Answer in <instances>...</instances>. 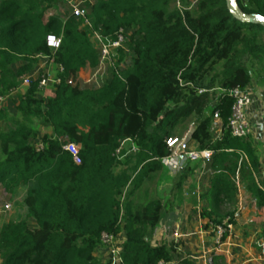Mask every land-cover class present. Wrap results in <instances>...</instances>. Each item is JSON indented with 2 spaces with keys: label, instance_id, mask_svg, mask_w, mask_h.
I'll return each instance as SVG.
<instances>
[{
  "label": "trees",
  "instance_id": "trees-1",
  "mask_svg": "<svg viewBox=\"0 0 264 264\" xmlns=\"http://www.w3.org/2000/svg\"><path fill=\"white\" fill-rule=\"evenodd\" d=\"M54 1L0 0V98L36 69L41 56L63 68L53 96L38 97L40 75L20 97L16 126H0V184L11 193L26 186L28 210L25 219L1 224V264H113L95 252L103 234L123 231L120 264L173 261L180 243L152 241L173 202L136 198L155 173H170L160 160L171 152L166 139L184 133L180 126L188 120L198 148L213 151L205 167L209 187L200 195L202 218L214 227L227 218L234 222L240 187L264 209L261 152L253 139L228 129L235 102L230 92L252 83L250 64H258L257 83L264 85L262 25L236 19L226 0H197L193 9H179L175 0H98L85 9L104 38L135 30L126 43L132 64L120 72L111 67L112 78L101 87L81 88L99 67L100 53L83 19L47 16ZM237 1L245 13L264 16V0ZM49 37L61 38L56 50ZM221 62L220 77L206 89L205 79ZM218 77L220 92H212ZM33 120L51 131L40 134L29 125ZM126 139L139 149L121 163L116 152ZM68 143L80 146L78 160L64 150ZM198 168L183 169L173 190L182 194ZM29 218L36 227H29ZM261 237L264 243V226Z\"/></svg>",
  "mask_w": 264,
  "mask_h": 264
},
{
  "label": "rangeland",
  "instance_id": "rangeland-1",
  "mask_svg": "<svg viewBox=\"0 0 264 264\" xmlns=\"http://www.w3.org/2000/svg\"><path fill=\"white\" fill-rule=\"evenodd\" d=\"M98 0H55L53 2L52 8L47 12V16L50 15H63L64 17H68L72 13V6L73 5H80L81 7H84L86 9H90V5L95 3ZM197 0H181V8L182 9H193L195 7ZM245 1V0H242ZM55 4V5H54ZM174 5L177 6V2L175 0ZM135 30H129V35H131ZM131 57L132 52L128 48V45H125V49L121 50L117 57L115 58L116 64H124L128 66L131 63ZM44 61V60H43ZM42 61L43 68L39 72L40 75H44L45 69L51 67V72L54 76L58 75V69L56 66L50 65V63H47L45 60ZM109 62L106 61V64H104L105 68L107 67V64ZM247 63V62H246ZM249 64V63H248ZM123 65V66H124ZM101 66V65H100ZM110 70L112 65H108ZM14 67H17V64L14 65ZM46 67V68H45ZM250 68L253 73V81H257L258 77V64H254L252 66L250 64ZM104 70V69H103ZM105 71V70H104ZM223 71V62L219 63L215 66L214 70L211 72V74L205 79L204 86L206 89L210 87V85L213 83V77L219 76ZM104 73L103 71L99 72V75H102ZM109 74V75H108ZM111 77L110 71L108 70L107 74H105L103 77ZM101 77V76H100ZM220 77V76H219ZM219 77L214 81V89L212 92L218 93L220 92L219 88ZM52 84V83H51ZM20 99H1L0 100V112L2 113V118L0 119V126L3 130H7L10 127H15L17 124V120H20V116L17 110V105L19 103ZM260 109L264 112V99L260 102ZM260 113V112H259ZM32 127L35 129H38L40 134H44L45 132H50L51 129L48 127H44L40 124V121L33 120V122L29 123ZM181 128H185L186 130L182 134H176V136H184L192 130L194 127V124L192 120H188L183 125L180 126ZM251 139H253L256 146L259 148L261 152L262 159L264 161V114L260 113V116L255 120L254 125V135L251 136ZM33 143L35 146H37L40 142L38 139H34ZM132 143L126 142V144L123 147V150L119 154V158L121 163L125 162L128 159V156L132 153L130 151ZM193 167H198L197 164H194ZM120 167L118 168V170ZM199 171L196 170L190 177H188L190 184L185 187L183 193H185L186 199L194 197L195 199L190 201H195L198 203V206L202 207L204 204L201 200L198 201V197L196 195H191L190 192L195 191L196 188L199 186L200 192L203 193L207 186L208 181V175L199 173ZM170 177L168 175L163 176L162 173H155L153 178L151 180H147L143 188L141 190V194L138 195V198L136 200L140 202H144L145 199L143 197L145 196V192L147 195L152 194L154 198H161L164 200V198L169 197V201H172L176 195H181L179 190H173V184L176 180L180 179L179 173L176 175L175 173H169ZM188 182V183H189ZM186 188V189H185ZM241 191H239V199L241 204H239V208L237 207V210L234 212V222H231L232 228H230L229 232H227V235L222 238V241L220 244H217L216 240V233L214 226L212 224H209L210 228L209 233L211 234L212 239V246L209 248L211 249L208 251V255L206 257V264H244L246 260H248L245 264H264V255L262 252V237H261V230L264 226V214L263 212L259 211L261 209L257 210L251 201L250 198H248V194L246 195V192L243 191L244 189L242 187ZM6 191V190H5ZM7 194H11V192L6 191ZM3 192L0 195V197H3L0 200V205L4 203V201H11L13 202L12 210L4 213L3 215H0V226L2 223L8 221L11 222L12 220H16L14 222H17L19 220H23L27 217L28 210L26 209V205L24 203L25 193L22 191L21 193L18 192L15 196L7 195ZM142 196V198H141ZM196 196V197H195ZM25 210L24 214L22 213V209ZM14 210V211H13ZM233 208L230 206H225L223 208V211H231ZM13 212V213H12ZM27 212V213H26ZM18 219V220H17ZM228 221V218L225 219V222ZM13 222V221H12ZM29 222V221H28ZM230 223V222H229ZM31 225V222H30ZM168 227V226H167ZM170 229V228H169ZM173 229V227H171ZM161 237V238H160ZM159 239L154 237L152 240L153 243L161 242L163 240L165 241H174L171 239L170 236H165V233L161 236H158ZM122 239L123 236L120 234L118 241L115 240L112 244H104L102 242L101 246L97 249L95 254L103 261L107 262L110 259H113L115 261V264H119L120 260L118 259L120 257V252L122 251ZM175 242V241H174ZM113 251H115L113 253ZM119 252V254H118ZM218 253L217 255L221 254V256H216L214 253ZM222 257V258H219ZM185 259H188L186 250H183L181 248L178 249L177 256L175 258V262L178 264H183V261ZM1 257H0V263H1ZM237 262V263H236Z\"/></svg>",
  "mask_w": 264,
  "mask_h": 264
},
{
  "label": "built area",
  "instance_id": "built-area-1",
  "mask_svg": "<svg viewBox=\"0 0 264 264\" xmlns=\"http://www.w3.org/2000/svg\"><path fill=\"white\" fill-rule=\"evenodd\" d=\"M177 7L179 9L181 8V0H176ZM72 14L77 17L83 19V26L87 27L91 31V40L93 41L95 47L100 53V65L106 64V61L110 62L112 67L116 69L117 72H120L121 70L126 69L128 66L132 64L131 63L126 66L124 64H116L115 58L119 54V52L123 49H125V45L127 43V35H129L127 30L121 29L119 33L117 34V37L115 39H109L104 38L95 28L92 20L89 17V14L87 10L84 7H81L80 5L76 4L72 6ZM61 38L56 37H49V45L53 49H57L60 46ZM43 57V56H41ZM47 63H50V65H55L58 71H62L63 68L60 65L55 64L54 60L45 57ZM124 65V66H123ZM107 72L102 73V75H99V72L95 73L92 77H90L88 81V85H93L95 87H101L103 86L108 80L112 78L111 77H103ZM109 75V74H108ZM101 76V77H100ZM40 76L36 79H38ZM35 80V79H34ZM22 81L26 84H29L32 82V80L28 77H24ZM59 79L57 78V75L54 76L51 72V67L45 69L44 75L41 76L39 87L40 90H45L49 86L50 83H59ZM249 86V85H248ZM246 87L245 89L235 88L233 89L230 94L234 97L235 102L232 108V114L229 119L228 129L230 130L231 134L234 137L242 138V139H249L252 135H254L253 130V122H252V111L254 108V105L256 104V93L255 91H252L251 88ZM205 89H199V93L204 92ZM3 98H0V100ZM260 113L264 114L263 111L260 109ZM214 118L218 121L219 116L218 113H215ZM126 142H131V152H136L139 148L138 146L130 139H126L122 142L121 146L118 148L116 155L119 158V154L123 150L124 145ZM193 140L191 137V133H187L184 136H171L166 139V145L170 149V155L163 157L160 159L164 166L168 169L169 172L178 174L183 169L188 167L191 163H198L203 168L206 167V162L211 159L213 155V151L209 149H199L198 146L192 145ZM37 149H41L42 143H39L37 146ZM64 150L68 151L75 159L78 160L79 152H80V146L76 143H68L63 146ZM120 159V158H119ZM190 194L196 195L199 197V193L197 190L190 192ZM12 209L11 203H4L0 205V215H3L4 213L9 212ZM228 221L223 223V225H219L217 227H214L215 233H216V242L217 244H220L222 241V238L224 237V234L226 232H229L230 228H232L231 222ZM115 236L109 235V234H103L102 235V242L104 244H112L115 241ZM262 246L264 247V243H262ZM115 251H113L114 253ZM119 254V252H118ZM121 262L120 257L118 258ZM119 262V264H120ZM115 264V261L114 263ZM159 264H178L175 262V259L171 262H164L161 261Z\"/></svg>",
  "mask_w": 264,
  "mask_h": 264
},
{
  "label": "crops",
  "instance_id": "crops-1",
  "mask_svg": "<svg viewBox=\"0 0 264 264\" xmlns=\"http://www.w3.org/2000/svg\"><path fill=\"white\" fill-rule=\"evenodd\" d=\"M43 60L45 61L46 58L41 57L40 63L38 64L36 69L31 74H29L25 77L30 78L32 81L34 79H36L39 75L40 70H42V68H43V65L41 64ZM108 65H110V62L107 64L106 68L104 65H102V66L99 65V67H97L96 69L91 71V73H90L91 77L95 73L100 72V71L101 72L102 71L108 72V70L110 71V68ZM12 69L16 70L17 67H14V65H13ZM80 85H81V88H84V87H86V85L88 86V81H83V82H81ZM28 86H29V84H26L22 81L21 84L11 94L3 97V99H20V97L24 95ZM248 87L251 88L252 91H255V93H256V96H255L256 104L254 105V108L252 111L253 112L252 113V122H253V127H254L255 120L260 116V113H259L260 112V102L262 101V99H264V85H260L257 83V81L252 80V83ZM54 94H55L54 84L50 83L49 86L47 87V89L40 91L38 97L39 98H49V97L53 96ZM253 130H254V128H253ZM192 145L197 146V143L195 141H193ZM199 166H200V168H198L197 171H199V173H203V174L205 173L208 175V173L205 171V168H203L201 165H199ZM167 175H168V177H170L169 173ZM190 175H192V174H189L188 177H190ZM189 180L190 179H188V178L185 180V187L190 184ZM206 186H207V188L209 187V178H208ZM207 188H206V190H207ZM2 190L4 193L7 194V192H6L7 190H6V187L4 184H0V195L2 193ZM196 190L199 193V197L197 196L198 201H199V200H201L200 195L202 194L200 192L199 186L196 188ZM22 191L26 195L27 187L26 186H20V187L16 188L13 191V193L7 194V195L15 196L16 194H18V192L21 193ZM240 191H241V188H240ZM243 191L246 192V195L248 194L247 195L248 198L251 199V201L253 202V204L256 208L255 202L251 198L250 194L245 189ZM184 194L185 193H182L179 196H175V198L172 200V202H173L172 209H169L164 214V216H163V218L159 224L158 230L156 232L157 239H159L158 236H161L165 233V236L166 235L170 236L171 239H173L175 242L180 243L179 248L186 250V254H187L188 261L190 262V264H206V257L208 255V251L211 250L209 248L212 246V239L210 236L211 234L209 233V230H208L210 228V226H209L208 221L206 219L202 218V216H201V209L203 206L200 207V206H198V203H196L195 201L189 200L191 198H192L191 200L195 199L194 197L186 199ZM145 196L146 197H143V199H145V201L154 198L152 196V194H150V192L148 195L145 192ZM2 198L3 197H0V200ZM141 198H142V196H141ZM164 199H169V197H166ZM4 203H11L12 207H13V202H11V201H4ZM239 204H241V202H240V199L238 196L237 207L239 206ZM237 207H236V210H237ZM26 209H27V207H26ZM256 210H257V208H256ZM259 211L263 212V214H264V209H261ZM24 213H25V210L22 209L21 214H24ZM12 221L14 222L16 220H12ZM28 221H29L28 225L30 228H34L37 226V223L33 218H29ZM6 222H8V221H6ZM30 222H31V225H30ZM171 227H173V229H171ZM120 234L123 236L122 243H121V246H122L123 242L125 241V232L123 231ZM120 234L118 236H116L115 240L118 241ZM214 254H216L215 257L221 256V254L217 255L218 254L217 252ZM263 255H264V253H263ZM219 258H222V257H219ZM240 262H243V261H240ZM240 262H239V264H240ZM244 262L247 263L248 260H246Z\"/></svg>",
  "mask_w": 264,
  "mask_h": 264
},
{
  "label": "water",
  "instance_id": "water-1",
  "mask_svg": "<svg viewBox=\"0 0 264 264\" xmlns=\"http://www.w3.org/2000/svg\"><path fill=\"white\" fill-rule=\"evenodd\" d=\"M226 2L229 11L236 19L246 23L259 24L264 27V16L257 13H245L237 0H226Z\"/></svg>",
  "mask_w": 264,
  "mask_h": 264
}]
</instances>
